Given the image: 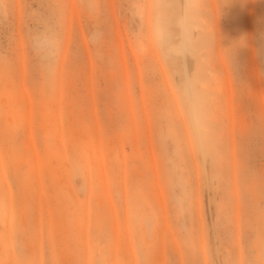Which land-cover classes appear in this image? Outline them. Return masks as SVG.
<instances>
[{
  "label": "rangeland",
  "instance_id": "obj_1",
  "mask_svg": "<svg viewBox=\"0 0 264 264\" xmlns=\"http://www.w3.org/2000/svg\"><path fill=\"white\" fill-rule=\"evenodd\" d=\"M0 264H264V0H0Z\"/></svg>",
  "mask_w": 264,
  "mask_h": 264
},
{
  "label": "bare ground",
  "instance_id": "obj_2",
  "mask_svg": "<svg viewBox=\"0 0 264 264\" xmlns=\"http://www.w3.org/2000/svg\"><path fill=\"white\" fill-rule=\"evenodd\" d=\"M188 94H189V96H190V98L191 99H193L192 97H193V93H192V90L191 89H188ZM194 105V104H193ZM193 119H194V117H193ZM203 146V145H202ZM202 150H203V147L201 148ZM201 152V151H200ZM201 153H203V151L201 152ZM202 155V154H201ZM203 155H204V157H205V153H203ZM203 157V156H202ZM204 161H205V158H204Z\"/></svg>",
  "mask_w": 264,
  "mask_h": 264
}]
</instances>
